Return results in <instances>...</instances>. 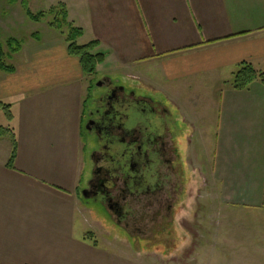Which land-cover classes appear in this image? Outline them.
<instances>
[{
  "label": "crops",
  "instance_id": "crops-1",
  "mask_svg": "<svg viewBox=\"0 0 264 264\" xmlns=\"http://www.w3.org/2000/svg\"><path fill=\"white\" fill-rule=\"evenodd\" d=\"M75 2L68 20L105 54L96 71L109 80L122 72L137 95L171 110L184 177L204 186L235 224L242 216L264 222V84L230 85L242 62L264 72V0ZM50 31L44 44L20 39L15 71H0V103L12 116L0 137V264H264L263 225L257 236L233 228L234 243L223 226L213 255L181 224L174 232L185 241L154 256L105 239L117 233L104 225L110 216L80 196L97 149L94 135L83 141L82 124L103 91L91 90L64 37Z\"/></svg>",
  "mask_w": 264,
  "mask_h": 264
},
{
  "label": "flooded vegetation",
  "instance_id": "flooded-vegetation-1",
  "mask_svg": "<svg viewBox=\"0 0 264 264\" xmlns=\"http://www.w3.org/2000/svg\"><path fill=\"white\" fill-rule=\"evenodd\" d=\"M102 80L97 83L103 94L85 122L97 149L90 155V178L80 190L85 191L82 198L96 204L125 232L132 227L134 206L145 213L153 211L148 221L153 229L159 218L169 225L174 203L185 187L177 179H183V171L171 110L108 78ZM145 218L144 231L148 229Z\"/></svg>",
  "mask_w": 264,
  "mask_h": 264
},
{
  "label": "rangeland",
  "instance_id": "rangeland-1",
  "mask_svg": "<svg viewBox=\"0 0 264 264\" xmlns=\"http://www.w3.org/2000/svg\"><path fill=\"white\" fill-rule=\"evenodd\" d=\"M21 2L22 0H0V43L4 45V50L6 52L7 48L5 46V42L8 38L13 37L14 39L20 40L25 39V37L33 33H37L40 36V43L44 44L45 42H47V39H49V35L52 32L50 31L51 28L47 23L49 18L39 23L31 22L26 17ZM59 2H62L67 7V10L71 14V19H74L76 12L75 0H27L28 9L32 13H38L40 11L47 12L52 8H56V5ZM27 46L28 43H26L25 47ZM18 59L19 57L13 56L9 60L7 59L6 62L10 65H14L18 61ZM104 75H106V72H104L103 70H99L96 71L95 75L91 76L92 91H103L102 87L97 86V82L103 81L102 79L104 77L102 76ZM122 75V72L110 73V80L113 81V83H119L126 86L127 89L133 90L137 95L139 93V90L138 87L133 85V80H128L123 83ZM162 101L166 103L164 99ZM87 110H91L90 103L88 104ZM86 119L87 116H85L82 124L83 141H87L89 137L88 133H86L85 130ZM0 127L6 129L9 128L8 114L4 107H0ZM4 136L5 134L3 135V137ZM85 161L89 163L88 156H86ZM88 168V170L86 168V171H90V166ZM182 176L183 179H181L179 176V178L177 177V179H179V182L181 180L183 182V186L185 187L183 188L184 190H182L183 192L179 195L178 199L174 203L172 217H170L168 223L169 225H167L164 219L162 220L161 218H159L157 219V229H153L154 227H151L150 222H148L153 211L151 212L147 210V213H145L141 211L138 206H134L135 217L133 218V220H130V224L132 225V227L128 228L129 232H123L121 228L116 227L114 223L110 221V217H107L106 219L102 217L104 219V225H111L109 229L112 231L115 230L117 232L112 234L113 232L111 231V234L104 235L105 239L111 241L114 240V242H119L120 240H124V242L128 243L130 242V246L134 249H138V244H140L141 247L146 249L147 256H154L156 251H164V253H167L168 251L171 252L172 249H176V246H178L180 242H182L183 240L185 241L186 233L174 232L175 225L181 224L184 230L192 231L193 228V231L196 232L195 241L199 242V244H197L198 247H201L200 251L205 247L213 255L214 252L219 250V245L217 246L215 244L217 242H221V236L224 235V231H222L223 226H227V233L223 236V238H226L228 236V241L232 243L235 242L233 240V228L236 227V231L238 234L242 229V231L246 230V232L251 231V234L249 233L250 236H253V234L254 236H257V228L255 226L263 225L264 227V222L259 218H250L247 216L236 218L238 219V222L237 224H235V217L233 215H230L229 212L226 214L225 212H219L220 205L218 206L214 203L213 200L210 199L211 195H209L208 192L202 188L203 186H201V184L199 185L195 183V179H186L184 177V173L182 174ZM186 192H188V194ZM80 196L82 198L81 192ZM82 200L84 201L83 198ZM88 204L94 209L98 207L93 202H90ZM98 209L99 212L103 213V215L108 216L103 212V210H101L100 208ZM145 217H147L148 229L144 231L142 221L144 223L146 222ZM112 219H115L114 216H112ZM239 220L241 221L240 223ZM230 229L231 232H229ZM261 234L263 233H258V235ZM258 241H260V239ZM250 250L251 249L249 248L248 252H250ZM188 252L189 251L185 250L182 256ZM180 255H178V257L181 258L182 256ZM167 257H169V255H166V257L164 256V258ZM180 260L183 259L181 258Z\"/></svg>",
  "mask_w": 264,
  "mask_h": 264
},
{
  "label": "trees",
  "instance_id": "trees-1",
  "mask_svg": "<svg viewBox=\"0 0 264 264\" xmlns=\"http://www.w3.org/2000/svg\"><path fill=\"white\" fill-rule=\"evenodd\" d=\"M21 5L26 17L33 23H39L49 18L48 26L64 37L68 55L78 59L83 74L87 77L96 74L97 67L104 62L105 54L98 50L97 41H83L81 39L83 32L68 20L67 9L63 3H58L56 8H52L47 12L40 11L38 13H32L28 9L27 0H22ZM30 37L38 41L40 39L37 33L31 34ZM5 46L7 52L4 50V45L0 43V71L13 73L15 71L14 66L8 64L6 60H9L20 51L22 40L9 38L6 40ZM255 81L264 84V72L256 70L250 63L242 62L233 73L230 85L235 90H242L248 88ZM3 105L0 103V107H3ZM4 107L8 114V120H10L12 116L8 111L9 106ZM9 131V128L0 127V137L8 134ZM11 137L13 140V151L8 163L10 167L16 151V142L13 134H11Z\"/></svg>",
  "mask_w": 264,
  "mask_h": 264
},
{
  "label": "water",
  "instance_id": "water-1",
  "mask_svg": "<svg viewBox=\"0 0 264 264\" xmlns=\"http://www.w3.org/2000/svg\"><path fill=\"white\" fill-rule=\"evenodd\" d=\"M100 83H97V86L100 87ZM85 191H82L81 194L84 195Z\"/></svg>",
  "mask_w": 264,
  "mask_h": 264
}]
</instances>
